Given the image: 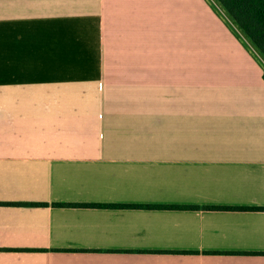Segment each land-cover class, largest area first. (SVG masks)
Returning a JSON list of instances; mask_svg holds the SVG:
<instances>
[{"label":"crops","instance_id":"0c3cea01","mask_svg":"<svg viewBox=\"0 0 264 264\" xmlns=\"http://www.w3.org/2000/svg\"><path fill=\"white\" fill-rule=\"evenodd\" d=\"M216 4L0 0V264H264V68Z\"/></svg>","mask_w":264,"mask_h":264},{"label":"trees","instance_id":"16d2710c","mask_svg":"<svg viewBox=\"0 0 264 264\" xmlns=\"http://www.w3.org/2000/svg\"><path fill=\"white\" fill-rule=\"evenodd\" d=\"M224 6L264 58V0H230Z\"/></svg>","mask_w":264,"mask_h":264},{"label":"rangeland","instance_id":"374dc122","mask_svg":"<svg viewBox=\"0 0 264 264\" xmlns=\"http://www.w3.org/2000/svg\"><path fill=\"white\" fill-rule=\"evenodd\" d=\"M217 2L216 4V7L217 9L219 10V12L222 14V16L229 20V17H228V13L226 11V8H225V3H229L230 0H214ZM253 55L261 62V64L263 65V68H264V58L259 54V52L255 51V49H253Z\"/></svg>","mask_w":264,"mask_h":264}]
</instances>
